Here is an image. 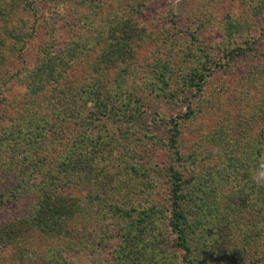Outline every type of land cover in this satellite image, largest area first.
<instances>
[{
	"label": "trees",
	"instance_id": "16d2710c",
	"mask_svg": "<svg viewBox=\"0 0 264 264\" xmlns=\"http://www.w3.org/2000/svg\"><path fill=\"white\" fill-rule=\"evenodd\" d=\"M94 1L56 0L59 4L53 13L43 15L41 9L53 5V0H0V67L5 62L4 52L19 57L39 28L43 26L48 34L32 68L13 76L0 75V105H18L0 109V175L16 178L10 188L3 189L0 182V254L13 248L27 264H39L33 248L37 244L45 249L38 256L40 264H67L70 257L88 252L101 256L92 264H173L168 248L182 254V264H218L214 258L221 257L224 249L215 245L203 252L207 238L199 244L198 252L190 244V236L198 227L191 220V211L201 203L208 186L198 183L189 188L192 182L189 177L185 179V173L192 155L182 153L181 129L184 121L195 119L198 111L193 101H204L209 73L227 65L225 61L213 62L207 52L210 48L203 47L184 69L174 57L146 66L143 87L135 84L131 76L135 74L129 69L135 57L132 43L146 31L140 19L148 2L154 0H116L115 6L108 4L110 9L101 14L99 23L85 14L76 27V38L58 48L49 23L63 18L68 3L93 12ZM255 4L254 14L264 12V0ZM97 6L101 11L106 8L100 0ZM225 29L228 49L222 59L247 57L250 35L248 39L239 36L245 48L236 42L229 50V42L236 40L240 30L235 22ZM149 76L157 96H166L180 107L187 103L184 114L161 120L168 131L167 142L150 139L153 146L165 149L171 160L163 171L168 184L165 209L153 174L154 152L140 147L127 128L134 125L144 106ZM14 81L25 84L20 104L8 102L1 90ZM218 140L226 151L225 140L220 136ZM249 148L253 155L263 158L264 131ZM224 155L226 158V152ZM232 159L230 156L226 161ZM231 173L226 166L223 177L228 181ZM38 174L40 181L31 180ZM230 189L228 196L242 200L251 199L256 190L253 184L244 183ZM219 192L212 187L209 194L215 199ZM29 194L34 195L31 206L3 222L11 202ZM165 210L169 216L163 222ZM263 228L261 225L262 233ZM165 229L174 237L171 244ZM249 235L248 240L255 236L253 232Z\"/></svg>",
	"mask_w": 264,
	"mask_h": 264
},
{
	"label": "rangeland",
	"instance_id": "374dc122",
	"mask_svg": "<svg viewBox=\"0 0 264 264\" xmlns=\"http://www.w3.org/2000/svg\"><path fill=\"white\" fill-rule=\"evenodd\" d=\"M53 1V5H46L41 9L43 15H46L47 11L53 13L54 6L59 4L56 0ZM100 2L106 4V8L103 11L98 9V0H95L91 4L95 7L93 12L88 9H78L68 3V7L63 8L66 11L63 18L60 21L54 18L55 21L49 23L53 27L50 31L56 37L54 38L58 48L62 46V43L76 38V27L81 25L85 14L90 16L92 21L98 22L101 14L109 11V5H116V0H100ZM253 2L256 3V0L250 2L246 0L150 1L140 19L146 31L141 33L138 41L132 43L135 57L129 69L135 74L131 75L134 77L132 81L140 85L139 87H143V82L147 79L146 66L174 57L180 61L184 69V66L189 65L193 60L194 53L201 54L197 51L198 49L210 48L207 52L212 54V61H225L227 65L224 69L209 73L205 91L202 94L204 101H193L192 106L198 111L196 117L193 121H184L181 129L182 153L185 157L192 155L189 160L191 162L189 170L185 173V179L189 177L192 182L189 188L198 183L205 188L208 186L205 189L207 193L201 196V203L197 202L194 211H191L193 215L191 220L198 227L190 236L192 239L190 244L192 250L198 252L199 244H203V238H207L208 242L203 244V252L210 250V247L215 248V245L219 249H224V252H220L221 257L214 258L218 264H236L237 261V264H264V232H260V226L264 225V184L257 185L252 179L264 156L262 158V155H253L252 149L249 148L253 140L264 131V12L259 15L254 14L252 8L256 4ZM250 3L252 4L248 6L247 4ZM74 9H77L79 13L76 14ZM28 18L31 19V17ZM231 22L238 24L240 32L233 43L229 42V50L234 48L236 42L245 48L239 36L243 35L248 39L247 36L250 35L251 51H248L247 57H233L231 61H227L222 59L224 51L228 49L224 35L227 33L226 25ZM46 31L47 29L43 26L39 28L19 57H11L8 52H4L5 62L0 67V75L13 76L24 68H32L40 45L48 37ZM179 63H176L177 69L180 66ZM149 82V89L144 93V106L140 113H137L134 125L131 124L127 128L131 129H128L130 133L128 134L140 147L149 149L150 153L154 152L156 171L153 174L158 180V198L165 209L168 184L163 171L171 160L169 153L157 145L153 146V141L150 139L167 142L168 131L161 120L184 114L187 111L185 107L187 103L180 107L166 96H157L152 90L155 84L152 76H149ZM1 90L4 91L3 94L8 102L20 104L25 92V84L17 81L10 82ZM3 105V103L0 105L2 111L18 106L17 104L13 107H11L12 104L6 107ZM128 134L126 133L127 136ZM219 136L225 140L226 151L219 143ZM224 152L227 157H233L232 161H226L227 157H223ZM226 166L232 172L231 175L229 174L228 181L223 177ZM20 169H23V166ZM41 178L38 174L33 175L31 180L38 182ZM15 179L11 174L0 175L3 189L14 185ZM235 183H244L248 186L253 184L256 189L255 194L251 199L243 197L244 200L228 196L230 188L236 185ZM212 187H217L220 191L215 199L213 194L212 196L209 194ZM31 192L33 191L30 190ZM24 197L20 201L11 202L10 207L7 206L8 209H5L3 214V222L10 219L12 215H21L31 206L30 201L34 199V195L29 194ZM168 216L169 213L165 210L162 221L166 222ZM163 226L166 228V225ZM250 232H253L255 236L248 240ZM165 234L171 244L174 237L168 229H165ZM201 234L204 236L202 237ZM209 242L213 243L209 245ZM205 245H208V248ZM33 248L36 250L34 255L36 262L40 264L38 256L45 249L38 247L37 244ZM167 251L172 256L173 264H182L180 252L168 248ZM15 253L16 250L10 248L4 254H0V264H8V261L10 264L12 262L27 264L26 258H20L22 254L16 256ZM28 258L31 259L29 255ZM100 258L97 253L88 252L82 256L70 257L67 264H92ZM30 264H32L31 261Z\"/></svg>",
	"mask_w": 264,
	"mask_h": 264
},
{
	"label": "clouds",
	"instance_id": "9594fccd",
	"mask_svg": "<svg viewBox=\"0 0 264 264\" xmlns=\"http://www.w3.org/2000/svg\"><path fill=\"white\" fill-rule=\"evenodd\" d=\"M252 179L257 185L264 184V162L259 163L258 168L252 176Z\"/></svg>",
	"mask_w": 264,
	"mask_h": 264
}]
</instances>
